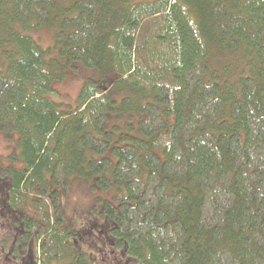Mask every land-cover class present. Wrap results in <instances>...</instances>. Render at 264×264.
Wrapping results in <instances>:
<instances>
[{"label":"trees","instance_id":"1","mask_svg":"<svg viewBox=\"0 0 264 264\" xmlns=\"http://www.w3.org/2000/svg\"><path fill=\"white\" fill-rule=\"evenodd\" d=\"M0 132L14 262L94 264L106 231L119 264H264V0H0ZM73 180L97 192L78 234Z\"/></svg>","mask_w":264,"mask_h":264},{"label":"rangeland","instance_id":"2","mask_svg":"<svg viewBox=\"0 0 264 264\" xmlns=\"http://www.w3.org/2000/svg\"><path fill=\"white\" fill-rule=\"evenodd\" d=\"M33 36L43 47L49 46L53 42L52 32L47 28L34 32ZM228 63H230L228 60L223 62L220 58L218 67L216 68L220 70L221 67H229L230 64ZM222 70L223 69H221V71ZM80 73L84 74L83 76H87L92 72L88 69H80V71L71 70L64 80L54 84L55 88L59 91V95H56L57 100L70 105H74L76 103L82 84V74ZM14 141L15 137L11 136L8 138L0 132V167H5L8 164V157L13 151ZM63 192L64 190L61 188L60 211L62 215L64 214V223L77 234L79 233V230H87L89 227V221H93V223L96 221V218L93 215V209L97 192H92L88 186L84 187V183L79 180H73L71 185H69V188L65 191V194H63ZM76 206L77 209H74ZM82 234V238L78 240L81 245L87 249V251L94 254V264H119L113 259V252L109 250V237L106 231L101 232L100 236L86 234L84 232ZM0 241V243L5 244L7 239L0 237ZM9 256L10 254H5L3 247H1L0 264H20L14 262L12 258H9Z\"/></svg>","mask_w":264,"mask_h":264}]
</instances>
